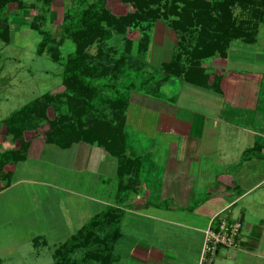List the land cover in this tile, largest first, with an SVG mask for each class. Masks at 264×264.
<instances>
[{"label":"rangeland","instance_id":"rangeland-1","mask_svg":"<svg viewBox=\"0 0 264 264\" xmlns=\"http://www.w3.org/2000/svg\"><path fill=\"white\" fill-rule=\"evenodd\" d=\"M81 1L53 0L48 11H41V4L36 0H14L7 4L0 20V121L45 94L55 95L65 92L62 74L69 56L77 49V43L74 39L75 36L64 33L62 24L65 12ZM204 1L214 2V0ZM91 2L93 0H86L85 3L90 4ZM260 2H256L250 7L245 4L232 6L231 11L236 20H250V26L253 29L257 28L259 24L255 41L249 43L243 39L234 40L228 49L227 58H221L217 55L200 60V67L210 75L213 74L209 81V88L188 84L183 76L179 77L164 73L153 84V90H158L161 93L159 98L166 99L169 104L176 106L181 114H200L208 117L213 116L215 113L214 102L219 106L223 94L227 97L225 99L228 103L232 102V96L229 95V92L231 89L235 90L236 87H238L237 90L245 89L250 83V86L252 85L251 87L254 89L260 88L263 96L264 22L260 21L255 13V10L260 11L263 9ZM164 3L165 1L161 3L163 7L155 19L146 18V15H142V19L133 18L126 24L112 27V35L109 38L94 40L92 46H89L92 56H96V50L99 48L101 49L100 55L105 60V66L110 64L100 73L96 71L98 74L109 77L113 60L123 62L120 68L122 78H125L127 74L135 73L134 71L137 69H142L146 72L145 75L159 72L163 64L171 61L177 62L179 66H191V62L194 60L195 48L202 47V42L207 44L214 42L202 33V26L187 23L195 15L196 10L202 7L201 1L175 0L168 6H165ZM155 7L157 6H153V8ZM107 8L114 15L125 16L136 12L131 2L125 3L123 0H108ZM40 27H44L47 33L53 34L54 42L59 44L60 62L53 61L47 51L43 54L37 53L41 41V35L38 31ZM214 75H217L220 79L217 78L218 81H214ZM253 78L255 79L253 80ZM229 106L227 105L223 109L229 112V109L233 110L235 105L229 104ZM101 109L104 110L102 112L107 117L109 116V119L113 120V124L117 123V120L112 118L105 107ZM100 112L94 114L97 113L96 115H98ZM48 115L49 120L47 122L25 133L27 139L30 136L38 137L51 129L49 122L51 121L52 112H49ZM84 116H87V114ZM88 118L91 121L94 116L88 115ZM233 130L234 128L230 126H224V130L222 129L220 134L222 138L229 137L234 135ZM124 134L126 141L131 135L135 137L126 125ZM11 142L12 139L7 135L6 127L1 126L0 149L3 148V144L9 146ZM134 144L135 147L137 145L144 146L143 138L138 139L136 137V143ZM128 147L127 143L126 148ZM61 161L68 162L69 159L63 158ZM51 169L53 168L43 167L41 171H35L33 167L28 165V167L22 168L18 175L45 176V178L51 177L52 180L55 176L53 172L49 171ZM100 173L101 171L97 173V176L94 175V182L84 187L86 189L79 182H74L71 186L73 189H80L81 193H87L96 200H86L67 193L62 195L57 192V222L44 224L30 222L29 212L33 210L35 205H33L32 199H28L27 196L32 186L25 185L10 191L6 189V191L0 192V264H55V250L65 240L74 235L82 225L91 220L96 213L106 211L107 207L105 204H101V200L112 205L123 203V199L121 197L118 199L115 195L117 189H115L114 183L104 184L100 182L103 178ZM88 177L90 178V176ZM2 178L0 184L3 185L2 182L6 181V178ZM77 180L78 178H76ZM59 194L62 195L61 198ZM119 194H123V191ZM205 202L202 203L204 205L201 211L204 216L210 215L221 207L218 200L211 199ZM70 203L71 205H69ZM74 204L85 206L89 212L92 210L91 215L93 216L86 218V222L85 220L75 222L76 210L71 207ZM195 205L192 206L191 203L189 208L192 209ZM255 211L257 214L264 212L263 206L260 210L255 209ZM114 214L116 213L114 212ZM117 217H119L118 214ZM31 220H34V217ZM126 221V224L131 222V225L126 226L125 239L121 240L123 254H125L122 261L119 260L118 239L113 235L116 226L103 222L98 225L95 232L106 241L77 249L67 255L68 260L76 261L77 264H125V261L129 264L131 260L130 264H134V246L136 243L141 242L147 248H151L149 245L152 246L153 243L155 248L168 252L171 248L168 244L176 239L172 229L169 231L164 228L165 226L162 223L154 222L148 217L126 213ZM38 235L44 236L38 237ZM35 236L39 238L36 243L31 240ZM155 248H152L153 256L144 254H142L144 256H137V259L142 261L140 264L154 262ZM174 250L175 248L172 249V251ZM172 251H169L170 255L173 256V259L174 257L177 258L174 254H171ZM178 252L181 254V248H178ZM91 253L98 254L102 259H85L86 254ZM253 253L255 255L251 256L250 261H247L246 264H264V259L257 258L258 255L264 256V246L260 250L253 251ZM190 257L191 259L194 258L192 255ZM182 259L183 256L179 255L177 264H181ZM153 264L157 263L154 262Z\"/></svg>","mask_w":264,"mask_h":264},{"label":"crops","instance_id":"crops-1","mask_svg":"<svg viewBox=\"0 0 264 264\" xmlns=\"http://www.w3.org/2000/svg\"><path fill=\"white\" fill-rule=\"evenodd\" d=\"M251 86L249 83L245 89H231L232 102L229 103L223 94L219 106L214 102L215 113L208 117L181 114L166 99L142 92L133 93L126 111V126L135 137H128L127 150L128 156L139 159L141 165L123 176L118 172V159L102 147L80 142L61 148L47 143L44 133L38 137L30 136L26 159L5 167L8 177L3 185L0 184V192L32 186L27 196L35 205L29 212L30 222H57V192L96 200L71 186L79 182L83 188L87 187L94 182V175L101 171L103 178L100 182L114 183L115 195L123 199V203L114 205L101 200L107 208L119 210V260L125 256L121 242L126 236L125 228L131 225V222L126 224V213L162 223L167 230H173L176 238L168 244L171 246L168 252L175 248L171 254L177 258L173 259L170 252L155 248L153 243L149 245L151 248H147L138 242L134 246V264L142 263L137 256H153L152 248H155L154 262L157 264H177L179 255L183 256L181 264H198L205 229L214 216L225 212L229 218L241 221L242 234L239 247L220 249L214 264H246L255 255L253 251L264 246V212L257 214L255 211L262 206L264 209V95L260 88ZM229 104L235 106L227 112L223 107ZM224 126L234 128V135L222 138L220 132ZM239 130L242 132H237ZM136 137L143 138L144 146L135 147ZM2 146L0 152L17 148L19 141L12 140L9 146ZM63 158L69 161H61ZM28 165L35 171L52 167L49 171L55 177L51 180L45 176L18 175ZM130 174L138 178L135 184L129 181ZM127 183L134 185L135 189L119 194L121 185ZM211 199L218 200L221 207L204 216L202 203ZM190 201L192 206L197 204L192 209L189 208ZM71 207L76 210L75 222H86V218L93 216L92 210L89 212L85 206L74 204ZM177 247L181 248V254ZM190 255L194 258L191 259ZM258 257L264 259L263 255Z\"/></svg>","mask_w":264,"mask_h":264},{"label":"trees","instance_id":"trees-1","mask_svg":"<svg viewBox=\"0 0 264 264\" xmlns=\"http://www.w3.org/2000/svg\"><path fill=\"white\" fill-rule=\"evenodd\" d=\"M10 1L14 0H0V20L6 10L5 7ZM36 1L41 4V11H48L51 2H53V0ZM123 1L125 3L131 2L136 12L125 16L114 15L107 8L108 0H93L90 4H86V0H82L65 12L62 29L64 33L75 36L74 39L77 43V49L69 56L62 74L63 85L66 90L61 94H45L0 121V128L4 125L7 129V135L12 140L19 141L17 148L0 152V179L8 177V173L5 172V167L8 164L26 159L30 140L26 138L25 133L47 122L49 112H52L51 121L49 122L51 129L44 133L47 143L61 148H69L80 142L102 147L118 159L120 176L130 172L131 169L135 171L141 165L140 160L128 156L127 141L124 134L125 114L131 95L142 92L159 97L161 93L158 90H153V84L164 73L179 77L183 76L188 84L209 88V81L213 74L210 75L200 67V60L217 55L221 58H227L228 49L234 40L243 39L249 43L255 41L259 24L257 28L253 29L250 26V20H236L231 11L232 6L245 4L250 7L252 4L261 1L260 6L263 9L260 11L255 10V13L258 16L257 18L264 22V0H214L213 3L199 0L202 2V7L196 10L195 15L187 23L202 26V33L214 42L209 44L202 42V47L195 48L194 60H192L191 66H179L177 62L171 61L163 64L159 72L145 75L146 72L137 69L134 71L135 73L127 74L125 78H122L120 68L123 62L113 60V65L110 67V76L107 77V75L98 74L101 70H105L110 66V64L105 66V60L100 55L101 49L97 48L96 56H92L90 52L89 46H92L94 40L109 38L112 35V27L126 24L133 18L142 19V15H146V18L155 19L163 7L161 5L163 1H165L164 5L168 6L175 0ZM153 6L157 7L153 8ZM42 18L44 19V16ZM38 31L41 35V41L37 53L43 54L47 51L53 61L60 62L61 51L59 44L54 42L53 34L47 33L44 27L38 28ZM213 78L214 81L220 79L217 75H214ZM103 107L107 109L112 118L117 120L116 124H113V120L102 112L104 111L101 109ZM98 111L102 113L94 114ZM85 114L87 116H84ZM88 115H93L94 119L89 121ZM137 179L135 175L130 174L129 181L131 184H135ZM120 189L128 192L129 190L133 191L135 188L134 185L127 183L121 185ZM118 213V208L110 207L92 217L55 250V264H77L76 261H69L67 255L91 244L104 243L106 240L95 232V229L102 222L116 226L113 235L118 239L120 233ZM37 239L39 238L33 241L36 243ZM87 258L92 260L102 259L98 254L92 253L86 254L85 259Z\"/></svg>","mask_w":264,"mask_h":264},{"label":"built area","instance_id":"built-area-1","mask_svg":"<svg viewBox=\"0 0 264 264\" xmlns=\"http://www.w3.org/2000/svg\"><path fill=\"white\" fill-rule=\"evenodd\" d=\"M241 234L242 223L240 220L229 218L225 212L214 216L204 231V242L198 264H214L220 249L239 247Z\"/></svg>","mask_w":264,"mask_h":264}]
</instances>
